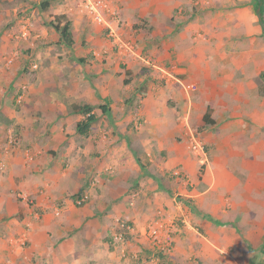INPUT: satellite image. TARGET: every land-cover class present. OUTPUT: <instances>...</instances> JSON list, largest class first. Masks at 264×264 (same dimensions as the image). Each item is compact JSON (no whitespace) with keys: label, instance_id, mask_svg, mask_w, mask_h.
<instances>
[{"label":"crops","instance_id":"crops-1","mask_svg":"<svg viewBox=\"0 0 264 264\" xmlns=\"http://www.w3.org/2000/svg\"><path fill=\"white\" fill-rule=\"evenodd\" d=\"M67 1L0 0V264H99L114 216L143 232L158 211L180 222L172 224L173 247L202 236L240 251L234 227L221 225L223 171L234 164L235 137L264 127L257 1L106 0L121 38L133 44L125 57ZM54 15L69 21L71 47L58 42ZM7 57L14 62L5 71ZM175 72L192 88L182 89ZM13 91L21 96L14 104ZM178 111L204 127L209 155L177 141L185 136ZM89 114L88 130L78 133ZM237 185L230 178L226 186L236 194ZM82 192L88 200L77 206ZM257 196H245L249 206ZM243 203L233 217L244 219ZM256 234L264 244V227ZM126 246L149 253L143 235Z\"/></svg>","mask_w":264,"mask_h":264},{"label":"rangeland","instance_id":"rangeland-1","mask_svg":"<svg viewBox=\"0 0 264 264\" xmlns=\"http://www.w3.org/2000/svg\"><path fill=\"white\" fill-rule=\"evenodd\" d=\"M39 1L43 2L45 0H39ZM67 3L70 6H72V4L76 5V2H74V0H68ZM64 19L66 18L64 17ZM50 44H54V41H50ZM17 48L19 49L18 50L19 52L24 49L22 46H17ZM25 49H27V47H25ZM13 62L14 61H12L10 64H5L3 60L1 64H4L2 65L5 66L4 70L8 71L10 69V65ZM262 76H263L262 78H264L263 72H262ZM177 78H178L177 82L182 88L186 84V81L181 79L180 75H177ZM256 80H259V78L256 77ZM19 93L16 94L15 91H13L8 94L12 96L11 100L13 104L14 102L17 103L16 99L18 98ZM180 113L181 112H179L180 116L178 121L181 122V117L183 115L181 116ZM187 124L189 130L195 136L197 135V137H199L201 141H203L205 148L208 151L210 149V146L206 138L203 137L201 131L204 127H199L194 124L192 125L188 119H187ZM17 137H18L17 134L15 135L13 134V142H10V144H14L16 141L14 138ZM235 138H236V142L233 152L234 164L233 165L232 163L231 165L227 164L226 169L223 171V176L225 180L227 179V183L230 178H235V180H238V185L236 187L237 189L236 194H234L235 188L226 186L227 183L222 187L224 192V194H222L224 200V205L222 206V209L225 210L223 213H225L224 217L226 218L222 220L223 223H221V225L226 227L227 230L229 229L231 230L232 226L234 227V230H236L237 232L236 236L238 237V240L241 241L240 243L241 250L240 251L237 250L238 247L231 245V243L220 244L218 242L217 245L216 244L214 245L213 240L211 238L208 237L202 239V236H196L195 238L192 237L190 238L189 241H192L190 243L183 242L182 244L176 246L174 244L172 254L163 257L162 264H231L230 258L232 259V257L235 258L238 257L239 259L241 258L239 263L233 261L232 262L233 264H242L241 262L242 261L244 262V260H249L248 263L246 264H264V244H261L259 235L256 234L257 232L262 231L264 227V218L260 216V214L261 215L264 214V127L263 126L256 127L255 132H251V129H248V133L242 134L240 137L238 138L235 137ZM185 140L186 137L183 136V138H181V141L179 140L177 141L182 145V147L185 150L188 151ZM208 155H209V151H208ZM198 164L199 166L202 165L200 162H198ZM204 171H205L204 168L200 171H198L197 169L195 172L196 173L195 180H200L201 176H203L204 174L203 173ZM249 192L256 193L258 195L257 198L260 200V202L259 203L252 202L253 203V204L251 203L252 206H249L250 204L246 202V198H245V196ZM75 197H74V201H75ZM242 201H244L243 204L244 206H246V208L243 207L242 209L246 211L244 212V219L240 218L239 215L233 217V214L235 213L233 211H235L237 207L242 206ZM235 202H236V207H234ZM246 209H248V211ZM245 213H250L252 217H249ZM8 219L9 217H7L5 220ZM246 221H251L252 222L251 225L245 224ZM172 222L173 225L180 224V222L177 221L175 222L174 220H172ZM239 224L241 225V227L239 226ZM245 231H251L249 237L246 236L245 238L243 237ZM171 236H174V230L171 232ZM3 239L6 240L5 237H3ZM105 240L109 242L110 249L109 252H107L103 257L100 258L101 262L99 264H140L135 259L130 258L126 252L125 253L122 252L123 247L126 250L127 246H124L121 243L113 240L112 233L110 236L105 235V237H103V241ZM242 247H244V250L242 249ZM112 250L114 252L110 253L112 252Z\"/></svg>","mask_w":264,"mask_h":264},{"label":"built area","instance_id":"built-area-1","mask_svg":"<svg viewBox=\"0 0 264 264\" xmlns=\"http://www.w3.org/2000/svg\"><path fill=\"white\" fill-rule=\"evenodd\" d=\"M77 7L81 13L86 16L89 21L97 25L102 26L106 29V35L109 37L115 44L116 50L122 57L127 56L128 51L133 50V44L131 41L123 40L117 29V19L115 17V12L111 9L110 5L106 0H74ZM115 25L112 26V25ZM21 33V37L26 39L28 36V29L26 26ZM132 54V53H129ZM148 59V58H147ZM146 63L151 66L153 64L152 60H147ZM12 62L11 57L4 59L5 64H10ZM155 66V64H154ZM176 72L173 74V77H176ZM185 89H191L192 84H185ZM18 102L21 101V96H18ZM182 126L185 128L184 135L186 137V147L187 149L195 154L196 156H204L206 154V149L203 141L197 135L195 136L188 128L187 118H182ZM9 142H13V137L9 139ZM28 158H32L31 155L27 154ZM179 174V172H175ZM88 200L87 192H82L76 195L75 205L80 206L86 203ZM172 219H166L160 211L157 215L149 220L144 227L143 232H138V228L134 223L123 217L115 216L113 219V240L125 244L130 241V239L138 238L139 235L145 236L147 243L149 244V253L142 250H135L132 253H127L123 247L122 252H126L130 258L135 259L140 264H162V259L166 255H169L173 249V238L171 236L172 232ZM25 233H22L19 238L20 246L24 245ZM125 255V254H123Z\"/></svg>","mask_w":264,"mask_h":264},{"label":"trees","instance_id":"trees-1","mask_svg":"<svg viewBox=\"0 0 264 264\" xmlns=\"http://www.w3.org/2000/svg\"><path fill=\"white\" fill-rule=\"evenodd\" d=\"M256 1L260 14L259 20L264 27V0H256ZM53 18L54 21H51V24L55 28V30L59 33L58 42L62 43L65 46L71 47L73 45V39L70 31L69 21L66 20L62 21L63 18L62 15H54ZM85 108L88 109V106ZM93 118L94 116L92 114H89L86 120L77 122L75 126L76 131L80 134H84L88 130L90 121ZM204 118L207 120V115H205Z\"/></svg>","mask_w":264,"mask_h":264}]
</instances>
